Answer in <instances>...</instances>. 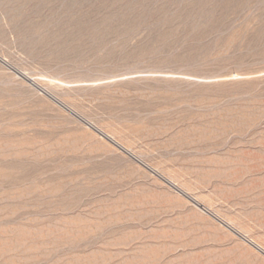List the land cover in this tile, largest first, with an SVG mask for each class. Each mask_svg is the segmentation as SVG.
<instances>
[{
    "label": "rangeland",
    "instance_id": "rangeland-1",
    "mask_svg": "<svg viewBox=\"0 0 264 264\" xmlns=\"http://www.w3.org/2000/svg\"><path fill=\"white\" fill-rule=\"evenodd\" d=\"M222 221L264 247V0H0V264H264Z\"/></svg>",
    "mask_w": 264,
    "mask_h": 264
},
{
    "label": "bare ground",
    "instance_id": "bare-ground-1",
    "mask_svg": "<svg viewBox=\"0 0 264 264\" xmlns=\"http://www.w3.org/2000/svg\"><path fill=\"white\" fill-rule=\"evenodd\" d=\"M87 120V119H86ZM90 122V121H89ZM94 126V125H93ZM97 131L100 132V134H102L103 136H105L106 138H108L109 140H111L113 143L117 144L118 146L122 147L124 150H128L126 147H124L123 145H121L119 142H117L109 133L97 128ZM160 177L163 178L168 184H170L171 186H173L174 188L178 189L179 191H181L183 194H185L186 196H188L189 198H191L193 201H196V198L192 195H188L187 193H185V191L182 190V188L173 180L169 179L168 177H165L164 175L160 174ZM228 226L232 227V224L230 222L227 221L226 223ZM233 228V227H232ZM235 229V227L233 228ZM236 232H238L239 234H241L245 240H247L250 244H252L254 247H256L258 250H260L261 252L264 253V247H262L260 244H258L257 242H255L254 240H252L249 237H246V235L242 234L238 229H235Z\"/></svg>",
    "mask_w": 264,
    "mask_h": 264
},
{
    "label": "water",
    "instance_id": "water-1",
    "mask_svg": "<svg viewBox=\"0 0 264 264\" xmlns=\"http://www.w3.org/2000/svg\"><path fill=\"white\" fill-rule=\"evenodd\" d=\"M53 98V97H52ZM54 99V98H53ZM56 100V99H54ZM57 101V100H56ZM60 105H62L59 101H57ZM63 106V105H62ZM65 107V106H64ZM66 108V107H65ZM68 109V108H66ZM69 110V109H68ZM70 111V110H69ZM72 112V111H71ZM74 113V112H72ZM75 114V113H74ZM76 115V114H75ZM77 116V115H76ZM78 118H80L79 116H77ZM81 119V118H80ZM82 121H84L85 123H87L89 126H91L92 124H89L88 122H86L85 120L81 119ZM92 127V126H91ZM128 153V152H127ZM178 190V189H177ZM179 191V190H178ZM181 192V191H179ZM182 193V192H181ZM183 194V193H182ZM189 198V197H188ZM192 200V199H191ZM193 201V200H192ZM195 202V201H194ZM196 203V202H195ZM223 222V221H222ZM227 227H229L230 229H232L235 233H237L238 235H240L242 238H244L241 234H239L238 232L235 231V229H233L232 227L228 226L225 222H223ZM245 239V238H244Z\"/></svg>",
    "mask_w": 264,
    "mask_h": 264
}]
</instances>
